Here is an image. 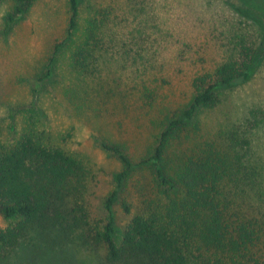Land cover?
<instances>
[{"label":"rangeland","instance_id":"obj_1","mask_svg":"<svg viewBox=\"0 0 264 264\" xmlns=\"http://www.w3.org/2000/svg\"><path fill=\"white\" fill-rule=\"evenodd\" d=\"M67 1L34 0L8 28L5 19L14 3L0 0V144L14 142L31 125L51 144L63 147L88 173L90 211L99 216L120 169L101 143L120 145L135 163L149 155L167 119L191 102L192 79L222 61L227 37L235 32L250 37L256 16L264 25V1L81 0L78 29L40 82L54 46L66 36ZM95 16L105 18V34L114 44L109 42L113 49L100 55L99 76L84 79L71 69L70 58ZM218 95L215 109L199 111L181 140L171 141L167 173L177 171L174 153L185 156L236 127L249 141L248 157L257 167L247 208L264 217V68ZM154 178L149 167H140L120 192L114 205L117 244L130 218L143 208L142 196L156 189ZM122 202L130 207L129 215ZM14 222L0 215V229ZM41 243L27 250L19 245L0 264L39 261L44 257ZM66 248L70 264H104L91 249L75 244Z\"/></svg>","mask_w":264,"mask_h":264},{"label":"trees","instance_id":"obj_2","mask_svg":"<svg viewBox=\"0 0 264 264\" xmlns=\"http://www.w3.org/2000/svg\"><path fill=\"white\" fill-rule=\"evenodd\" d=\"M9 1L14 7L5 19L8 28L34 0ZM67 2L66 36L54 46L40 82L78 29L81 0ZM96 17L89 19L70 58L71 69L84 79L99 76L100 55L113 49L105 18ZM253 19L250 37L230 34L222 61L192 79L191 102L167 119L149 155L135 163L120 145L101 143L120 169L99 216H92L88 203L91 179L74 155L51 144L31 125L14 142L0 144V215L15 220L0 229V261L19 245L33 248L41 241L44 257L35 263L29 259L30 264H70L66 246L72 244L91 249L104 264H264V217L247 208L258 176L248 157L249 141L234 127L185 156L174 153V175L167 173L166 156L171 141L181 140L199 111L219 105L220 89L243 84L264 68V25L257 16ZM140 167L150 168L156 189L142 196L143 208L130 218L117 244L114 205ZM121 207L131 213L127 203Z\"/></svg>","mask_w":264,"mask_h":264}]
</instances>
